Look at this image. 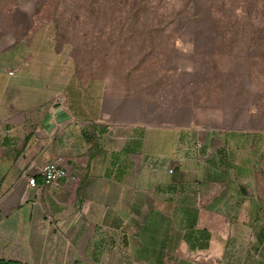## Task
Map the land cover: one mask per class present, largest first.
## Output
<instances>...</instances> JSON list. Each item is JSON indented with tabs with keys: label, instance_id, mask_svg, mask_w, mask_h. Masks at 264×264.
Segmentation results:
<instances>
[{
	"label": "crops",
	"instance_id": "obj_1",
	"mask_svg": "<svg viewBox=\"0 0 264 264\" xmlns=\"http://www.w3.org/2000/svg\"><path fill=\"white\" fill-rule=\"evenodd\" d=\"M0 57V264H264L261 131L179 122L85 77L46 21ZM183 109V107H182ZM62 155L59 189L39 168ZM37 174L31 187L23 172Z\"/></svg>",
	"mask_w": 264,
	"mask_h": 264
},
{
	"label": "rangeland",
	"instance_id": "obj_2",
	"mask_svg": "<svg viewBox=\"0 0 264 264\" xmlns=\"http://www.w3.org/2000/svg\"><path fill=\"white\" fill-rule=\"evenodd\" d=\"M135 1L0 0V57L54 22L79 74L107 78L113 98L152 118L177 106L182 123L259 130L264 149V0ZM221 17L233 34L213 32Z\"/></svg>",
	"mask_w": 264,
	"mask_h": 264
},
{
	"label": "built area",
	"instance_id": "obj_3",
	"mask_svg": "<svg viewBox=\"0 0 264 264\" xmlns=\"http://www.w3.org/2000/svg\"><path fill=\"white\" fill-rule=\"evenodd\" d=\"M38 173L42 176L44 184L51 189H59L63 180L69 176L65 158L62 155L42 165ZM22 176L28 180L29 186L36 187L38 185L37 174L33 173L31 169H26Z\"/></svg>",
	"mask_w": 264,
	"mask_h": 264
},
{
	"label": "trees",
	"instance_id": "obj_4",
	"mask_svg": "<svg viewBox=\"0 0 264 264\" xmlns=\"http://www.w3.org/2000/svg\"><path fill=\"white\" fill-rule=\"evenodd\" d=\"M135 4H140V0L135 1ZM138 11V9H137ZM222 21H226V18H218V22L214 25V29L213 32H215L216 34H224V35H230L233 34V31L231 29L228 28H224L221 24Z\"/></svg>",
	"mask_w": 264,
	"mask_h": 264
}]
</instances>
